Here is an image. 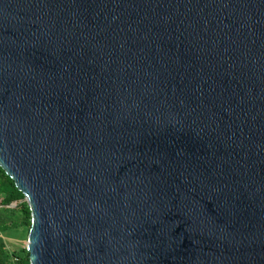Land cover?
Instances as JSON below:
<instances>
[{
	"label": "water",
	"instance_id": "obj_1",
	"mask_svg": "<svg viewBox=\"0 0 264 264\" xmlns=\"http://www.w3.org/2000/svg\"><path fill=\"white\" fill-rule=\"evenodd\" d=\"M0 166L30 264H264V0H0Z\"/></svg>",
	"mask_w": 264,
	"mask_h": 264
},
{
	"label": "trees",
	"instance_id": "obj_2",
	"mask_svg": "<svg viewBox=\"0 0 264 264\" xmlns=\"http://www.w3.org/2000/svg\"><path fill=\"white\" fill-rule=\"evenodd\" d=\"M31 211L24 194L0 166V264H30L26 246L11 250L4 234L11 229L29 233Z\"/></svg>",
	"mask_w": 264,
	"mask_h": 264
},
{
	"label": "rangeland",
	"instance_id": "obj_3",
	"mask_svg": "<svg viewBox=\"0 0 264 264\" xmlns=\"http://www.w3.org/2000/svg\"><path fill=\"white\" fill-rule=\"evenodd\" d=\"M4 235V238L6 242L9 243L11 250L24 247L27 244L28 234L25 230L11 229L10 231H6Z\"/></svg>",
	"mask_w": 264,
	"mask_h": 264
}]
</instances>
